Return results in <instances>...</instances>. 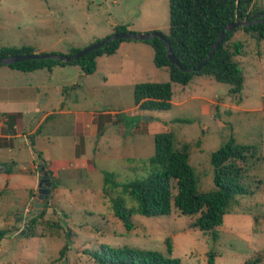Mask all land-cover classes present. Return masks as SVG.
Wrapping results in <instances>:
<instances>
[{
  "label": "rangeland",
  "instance_id": "1",
  "mask_svg": "<svg viewBox=\"0 0 264 264\" xmlns=\"http://www.w3.org/2000/svg\"><path fill=\"white\" fill-rule=\"evenodd\" d=\"M254 5L264 9V0H254ZM116 25H126L135 33L167 34L168 0H0V48L31 45L51 48L44 54L67 55L71 47L83 49L110 36ZM235 41L242 45L240 55L233 56L243 77L240 94L231 93L228 84L211 77L195 76L185 86L171 84L172 106L166 111L142 112L134 107L135 84L169 82L167 72L154 66L150 46L141 42L135 44L142 49L129 52L130 59L97 57L95 73L86 78H77V67L51 78L46 70L33 79L15 71L6 77L12 86L33 84L40 78L49 83L40 89L51 96L49 104L56 108L61 103L69 111L61 116L49 140L28 142L29 148L56 165L75 153V112L108 114L99 135L83 140L85 161L94 171L59 172L57 187L50 188L43 199H38L40 188L30 170L10 180V188H5L7 182L0 177V264H97L87 252L100 245L167 255V237L172 241V257L181 264H207L209 252L215 256L213 264H248L256 258L264 264V159L246 178L252 193L236 199L217 229L216 241L210 234L190 229L191 219L177 214L135 215L127 230L113 215L103 192L104 173L114 174L119 184L147 176L157 133H173L178 148L188 145L189 164L202 192L214 188L211 153L230 137L238 144L260 145L264 158V41L241 30L234 33L231 43ZM64 85L67 90L62 93ZM106 119L111 123L108 127H104ZM83 148L78 146V155ZM110 189L117 198L118 188ZM35 203L40 204L38 213ZM27 228L34 237H26Z\"/></svg>",
  "mask_w": 264,
  "mask_h": 264
},
{
  "label": "trees",
  "instance_id": "2",
  "mask_svg": "<svg viewBox=\"0 0 264 264\" xmlns=\"http://www.w3.org/2000/svg\"><path fill=\"white\" fill-rule=\"evenodd\" d=\"M168 13V33L162 35L169 42L178 63L190 70L203 62L218 36L228 25L259 19L257 16L264 14V9L256 8L254 0H168ZM238 30L250 34L258 42L264 41V22L234 29L226 34L209 60L197 72H183L171 64L161 39L155 37L143 41L153 51L154 66L167 72L169 82L135 84L134 106L142 112L169 110L172 106L171 84L185 86L195 76L211 77L216 82L228 84L231 93L240 94L243 77L233 56L240 55L242 45L238 41L231 43L234 33ZM120 32L130 31L125 25H118L114 28V33ZM124 41L129 40L111 41L70 63L55 59H32L7 66L21 72H33L41 69L50 71L57 66L75 65L84 74L92 75L96 70V58L113 55ZM80 50V48L71 49L67 56ZM33 54H36L34 48L27 45L0 48L2 58ZM153 145V155L148 159L149 172L144 179L119 184L115 182L114 174L104 173L103 192L109 200L113 215L127 230L132 228L131 219L135 215L147 218L169 217L173 214L187 216L191 219L190 229H198L210 234L211 239L216 241L217 229L222 226L224 216L229 213L236 199L252 193L245 181L249 172L263 162L261 146L238 144L233 137H230L211 153L210 165L214 188L202 192L197 189L194 170L189 164L188 145L176 147L171 132L155 134ZM46 172L51 181V188H56L57 182L52 178L51 172L48 170ZM111 187L118 188L117 198L111 196ZM42 215L43 212L35 215L31 224ZM34 236L33 231L27 228L26 237ZM2 237L3 233L0 232V240ZM164 243L167 255L153 250L108 245H100L87 254L97 264H181L180 259L172 257L171 239L165 238ZM214 257V254L209 252L207 264H213ZM248 264H261L260 258L251 260Z\"/></svg>",
  "mask_w": 264,
  "mask_h": 264
},
{
  "label": "crops",
  "instance_id": "3",
  "mask_svg": "<svg viewBox=\"0 0 264 264\" xmlns=\"http://www.w3.org/2000/svg\"><path fill=\"white\" fill-rule=\"evenodd\" d=\"M114 28L110 34L114 33ZM126 28L128 31L132 32L128 26H126ZM108 35L109 34L106 36ZM137 42L146 44L143 41H124L120 43L117 51L110 57L119 55V60L130 59L131 56L129 52H136L142 49L135 44ZM48 49L51 48H34L36 53H45ZM71 49L76 48L71 47L69 51ZM68 67L78 68V79L86 78V76H88L75 65L57 66L50 71L41 69L33 72H21L11 69L7 65L0 66V177L7 182L5 188H10L9 181L17 174L25 173L27 170L36 174L35 181L37 186L41 178L40 169L43 165L44 167L46 166L49 168L48 170L51 172L52 178L57 183H59V172L65 174L67 171H72L71 174H74L81 169L90 172L95 170V167L91 163L89 164L88 161H85L83 140L86 136L93 137L99 135L104 122L103 117L108 113L86 110L75 112L73 118V131L76 135L75 141L73 142L75 153L72 158L63 160L60 164L56 165L48 158H43L42 152L33 151L34 148L32 146L29 148L28 142L32 141L33 144V141L37 140V138H45L49 140V136L58 129V126L61 123L60 120H62L61 116L68 115L69 111H66L61 103L56 106V108H53L54 106L49 104L51 96L49 97L47 93H40V89L48 87L49 83H43L40 78L33 82V84L28 83L26 85L16 82L14 86L10 85L6 78H9V75L15 71L20 72L21 74H28V76H33V79L35 75L42 70L48 71V75H50L51 78L55 74H63ZM78 79H76V83ZM61 89L62 93H65L67 87L64 85ZM24 93H29L30 97L25 96ZM61 96L63 97V94H61ZM33 114H37L38 117H35ZM110 124L111 123L107 121L104 127H108ZM78 146H82L83 148L79 155L76 151ZM34 168L37 173L34 171ZM72 176L73 175H71V177ZM34 188L35 187H33L32 190Z\"/></svg>",
  "mask_w": 264,
  "mask_h": 264
},
{
  "label": "water",
  "instance_id": "4",
  "mask_svg": "<svg viewBox=\"0 0 264 264\" xmlns=\"http://www.w3.org/2000/svg\"><path fill=\"white\" fill-rule=\"evenodd\" d=\"M257 18H259V19H255L252 22H244V23L234 22V23L228 25L225 28V30L218 36L217 40L212 45L210 52L208 53L207 57L203 60V62H201L196 68H193L190 70L183 68L178 63V61L176 60V58L174 57V55L170 49L169 42L161 33L157 32V31L150 32V33H134V32L113 33L110 36L104 38L103 40L94 42L93 44L81 49L80 51H78L77 53H75L71 56L61 55V54H44V53L37 54L36 53L33 55H24V56H13V57H6V58L0 57V64L11 65V64H14L17 62L32 60V59H55V60L63 61L66 63H70L72 61H77L79 58L83 57L84 55L91 52L92 50H94L98 47H101L103 45H106L109 42L115 41L117 39L132 40V41H146V40H151V39L157 37V38L161 39L163 41V43L165 44L167 58L171 64L175 65L176 67H178L183 72H186V71L197 72L209 60V58L213 54L215 48L221 43V41L224 39L226 34L232 32L234 29H237L239 27H244V26H249L251 24H258V23L264 22V14H259L257 16ZM40 177L41 178H40L39 183H38V187L40 188L38 199H43V198H45V195L48 194L49 189L51 188V181H50V178H49L47 172H41ZM43 187H48V189H44ZM36 202H38V200H36ZM39 207H40V204L35 203L34 212H37V213L40 212Z\"/></svg>",
  "mask_w": 264,
  "mask_h": 264
}]
</instances>
